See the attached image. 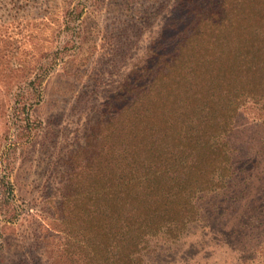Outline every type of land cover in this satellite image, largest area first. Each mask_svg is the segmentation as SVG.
<instances>
[{
  "label": "rangeland",
  "instance_id": "374dc122",
  "mask_svg": "<svg viewBox=\"0 0 264 264\" xmlns=\"http://www.w3.org/2000/svg\"><path fill=\"white\" fill-rule=\"evenodd\" d=\"M230 1L240 25L243 5L260 9L251 0ZM217 3L0 0V182L7 178L15 192L11 201L0 192V264H85L69 255L61 224L67 215L54 208L61 189L77 183L96 190L102 149L111 153L135 129L144 136L145 110L154 103L146 94L164 93L167 86L158 82L172 67L189 77L187 60L209 55L181 47L205 16H214ZM240 36L243 30L236 42ZM189 78L176 84L173 75L170 83L179 93L192 88ZM154 108L162 110L161 101ZM223 142L232 176L197 196L199 215L178 235L150 239L142 264L263 261L255 227L264 209L260 105L242 108Z\"/></svg>",
  "mask_w": 264,
  "mask_h": 264
},
{
  "label": "trees",
  "instance_id": "16d2710c",
  "mask_svg": "<svg viewBox=\"0 0 264 264\" xmlns=\"http://www.w3.org/2000/svg\"><path fill=\"white\" fill-rule=\"evenodd\" d=\"M225 1L182 43L184 53H209L187 60L190 78L184 69L172 67L158 82L167 86L164 93L151 89L146 94L154 103L145 110L144 136H138L134 123L131 137L115 143L111 153L102 149V185L81 190L69 183L61 189L62 201L54 208L68 217L61 224L70 239V258L85 264H142L150 239L178 235L199 215L197 196L215 191L232 176L224 137L250 103L264 113V0H251L259 10L240 0L246 11L241 25L235 5ZM217 20L224 27H217ZM240 30L244 36L236 42ZM173 75L176 84L178 77L179 82L189 78L192 88L178 93L170 83ZM171 96L175 98L169 100ZM163 98L176 107L167 108ZM160 101L164 107L159 111L154 106ZM0 192L4 200L15 197L7 178L0 182ZM262 211L260 228L255 226L262 249L259 264H264Z\"/></svg>",
  "mask_w": 264,
  "mask_h": 264
}]
</instances>
